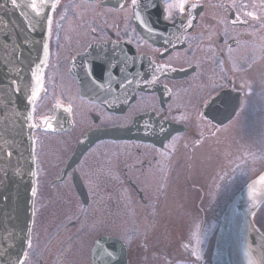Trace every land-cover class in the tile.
<instances>
[{"label":"flooded vegetation","instance_id":"flooded-vegetation-1","mask_svg":"<svg viewBox=\"0 0 264 264\" xmlns=\"http://www.w3.org/2000/svg\"><path fill=\"white\" fill-rule=\"evenodd\" d=\"M37 91L21 264H212L196 149L264 122V0H55Z\"/></svg>","mask_w":264,"mask_h":264},{"label":"water","instance_id":"water-1","mask_svg":"<svg viewBox=\"0 0 264 264\" xmlns=\"http://www.w3.org/2000/svg\"><path fill=\"white\" fill-rule=\"evenodd\" d=\"M0 0V264H20L29 243L35 189L31 107L45 64L54 0ZM264 202V170L227 204L213 264H264V235L253 216ZM114 241V239H113ZM115 243V242H114ZM99 239L94 257L100 247ZM115 245V244H114ZM118 264L126 263L119 242Z\"/></svg>","mask_w":264,"mask_h":264},{"label":"rangeland","instance_id":"rangeland-1","mask_svg":"<svg viewBox=\"0 0 264 264\" xmlns=\"http://www.w3.org/2000/svg\"><path fill=\"white\" fill-rule=\"evenodd\" d=\"M196 153V169L201 177L207 176V164L210 163L209 174L218 173L219 178H223L226 182L224 187L217 182L212 188L215 194L219 191L222 198L219 203L215 202L212 210L216 215L214 217V230H216L219 216L227 202L264 169V122L256 126L246 123L240 126L232 125L224 136L214 137L199 145ZM219 163L223 170L218 168ZM181 195V190H173L169 197L174 202H179ZM255 225L264 233V203L255 213Z\"/></svg>","mask_w":264,"mask_h":264},{"label":"snow or ice","instance_id":"snow-or-ice-1","mask_svg":"<svg viewBox=\"0 0 264 264\" xmlns=\"http://www.w3.org/2000/svg\"><path fill=\"white\" fill-rule=\"evenodd\" d=\"M12 3H13V5H15L16 4V0H12ZM133 3H135V0H133ZM31 7L36 8L35 0H33ZM179 7H180V10L183 11V9H184L183 2L180 3Z\"/></svg>","mask_w":264,"mask_h":264}]
</instances>
